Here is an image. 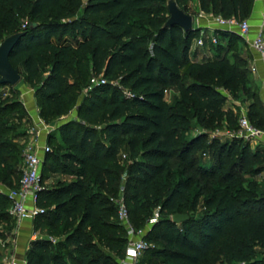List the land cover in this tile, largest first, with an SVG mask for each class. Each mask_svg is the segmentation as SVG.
I'll list each match as a JSON object with an SVG mask.
<instances>
[{"label": "trees", "instance_id": "obj_1", "mask_svg": "<svg viewBox=\"0 0 264 264\" xmlns=\"http://www.w3.org/2000/svg\"><path fill=\"white\" fill-rule=\"evenodd\" d=\"M186 1L175 0L188 14ZM253 3L197 0L201 13L236 22L248 19ZM167 19L166 0H0V43L24 33L10 63L39 85L36 96L46 105V117H63L76 100L77 87L67 76L72 52L90 61L93 78L120 73L132 92L126 98L116 88L98 85L78 109L80 123L59 127L63 153L45 154L41 181L50 174L73 179L38 194L45 213L33 222L35 231L63 241H32L26 264H119L125 258L126 240L111 223L110 203L119 192L122 152L131 161L124 190L129 217L149 218L156 208L171 215L146 236L153 243L144 251L146 264H264V148L208 138L238 131L240 111L227 107L230 100L250 101L247 118L264 133V105L248 61L235 53L238 39L224 31L215 35L227 37L226 45L214 47L209 59L193 61L191 47L201 30L162 28ZM50 64L41 79V69ZM167 91L176 93L172 104ZM4 111L0 108V115ZM186 112L203 130L188 140L192 121ZM4 133L0 128V185L16 190L23 147L9 144ZM204 155L212 158L209 165ZM176 162L182 166L180 178L161 184L164 178L171 182L167 174ZM10 204L0 193V222L6 225L14 222ZM174 214L188 220L174 224Z\"/></svg>", "mask_w": 264, "mask_h": 264}, {"label": "rangeland", "instance_id": "obj_2", "mask_svg": "<svg viewBox=\"0 0 264 264\" xmlns=\"http://www.w3.org/2000/svg\"><path fill=\"white\" fill-rule=\"evenodd\" d=\"M86 3V0H83V4ZM183 6V3L180 5ZM185 6L187 8V12L191 14H198V4L196 0H187L185 2ZM79 14V10L76 12V16ZM75 16V17H76ZM244 21V20H242ZM241 22V21H240ZM24 21H20L19 28L24 27ZM140 23V22H139ZM216 23V21H215ZM218 26V25H217ZM219 27V26H218ZM220 28V27H219ZM232 29V28H231ZM226 30L225 28H220L218 31H224L227 34L231 35V39L237 40V49L235 50V53L240 56L246 55V51L244 50V40L239 35L238 30L236 27H233L231 30ZM71 37V36H69ZM216 38V44L213 45L211 50L213 51L214 47L217 45H226L228 38L223 36H218V34L215 35ZM197 43L196 41L193 42L191 47V54L192 56L195 55V52L197 50ZM50 67L51 64L41 69V79L46 78L50 73ZM67 76H68V82L71 84H74L76 89V100L74 104L70 107V109L67 111V113L60 118H54V116L51 114L50 116L46 117L45 114L47 113L46 105L43 101V99L36 96L37 90L39 88L38 84L32 83L27 76L25 75L23 69L21 70L22 79L21 81L15 86H1L0 87V108L5 110L0 115V128H5L4 133V140L7 141L9 144L14 143L16 145H19L23 147V151L27 148H30L33 151H41L43 146H48L50 148V152H54L58 155H61L63 152L59 148L60 145V137L58 135L59 127L67 124V123H73V122H79L80 119L78 118L77 112L79 107L84 103V100L86 96L89 94L90 91L96 87L95 85L91 84V79L93 78L90 74V61L85 57L84 59H81L80 56H77L75 53L72 52L69 63L67 66ZM83 77H86V82H82L80 84ZM97 80H104L105 85L113 87L118 89L121 94L125 97L126 94L132 95V92L130 91V83H122V78L120 73H116L112 77H104L102 75L96 77ZM176 93L174 91H167L165 93V99L168 103L172 104L175 101ZM189 116L191 122L190 128L185 134V139L188 140L197 134H202L203 130L197 126L196 119L193 118L192 112H186ZM82 123V122H81ZM46 134L47 138L50 137L51 142H48V140L41 142L37 141L39 134ZM209 140L216 139L219 144H227L230 145V143L233 142L234 138L237 140H240L242 144H248L250 147V150H253L252 145H254V141H250L244 138H237L234 137L232 133L230 132H215L208 135ZM143 138L140 139L142 141ZM253 142V143H252ZM23 151L21 153V158L23 155ZM140 152H143L142 149H140ZM122 157V165L123 170L121 172V177L119 181V192L118 195L111 199L110 203L114 207V219L111 221V223L116 228V232H122L124 238L126 240L125 248H127L129 240L132 241H138L142 239L143 241H146V236L149 235L152 226L159 221L160 219L164 218H171V215H161L159 213V208H156L152 211V214L149 218L146 217H138L136 219L128 218L129 227L133 231V235L129 236L124 224L119 220L117 216V201L123 200L125 203V185H126V169L127 165L131 162L128 159V155L125 152L121 153ZM137 160H141L140 155L136 158ZM22 160V159H21ZM212 162V158L210 155H204L203 156V163L206 165H209V163ZM19 166L17 167V169ZM182 169V166L176 163H171L168 174L170 177V181L168 182L164 179L160 181L161 184L165 183H175L179 178L180 170ZM190 174L182 175L183 178L189 177ZM264 177V176H263ZM263 177L259 178L260 180L263 179ZM72 177H63L58 174H50L48 176L44 177L43 180V187L44 188H51L55 186L59 182H70L72 181ZM201 185H204V182H200ZM212 187V186H211ZM194 188V186H193ZM192 188V189H193ZM1 191H3L1 194L7 197V194L11 190L9 185H0ZM202 209V206L199 205L197 208V212H199ZM7 227L5 223L0 222V236L3 235V228ZM9 227V226H8ZM42 235L53 241V243H56L57 241H63L62 237H56L54 235H49L46 233H42ZM110 234H108L109 236ZM99 246L102 248L103 251L108 252V250L105 248V245L103 243H98ZM149 244V243H148ZM151 247H153V243L149 244ZM145 252H143L140 256V263L139 264H146V256ZM124 260V259H123ZM118 261V263L122 264V261ZM1 262V258H0ZM157 262L154 260V263Z\"/></svg>", "mask_w": 264, "mask_h": 264}, {"label": "built area", "instance_id": "obj_3", "mask_svg": "<svg viewBox=\"0 0 264 264\" xmlns=\"http://www.w3.org/2000/svg\"><path fill=\"white\" fill-rule=\"evenodd\" d=\"M216 24L227 30L236 27L239 35L246 42L248 50L252 54H256L264 58V14L262 16L261 24L256 35L249 41L247 37L250 34V25L247 20L236 22L234 19L223 20L219 17L215 18ZM213 44H216V38L211 39ZM204 41L200 38L197 41L198 47H202ZM253 71H255L253 69ZM91 84L98 86L104 85V80L91 79ZM166 93V92H165ZM126 98H131L132 95L126 94ZM234 137L244 138L250 141H258L262 132L256 129L248 120L247 116L241 115L238 121V131L232 133ZM50 152L48 146H44L41 153L27 148L23 151L22 163L20 167L21 177L19 187L16 190H11L8 193V199L11 204L8 209L9 216L17 223L22 221L35 219L45 213V209L38 206V194L45 188L41 181V170L45 154ZM117 216L124 224L129 236L133 235L132 229L128 223V210L123 200L117 201ZM151 246L147 241L142 239L138 241L129 240L128 246L125 251V258L123 264H138L141 254Z\"/></svg>", "mask_w": 264, "mask_h": 264}, {"label": "crops", "instance_id": "obj_4", "mask_svg": "<svg viewBox=\"0 0 264 264\" xmlns=\"http://www.w3.org/2000/svg\"><path fill=\"white\" fill-rule=\"evenodd\" d=\"M188 14L192 15L194 18V28L201 30L199 37L194 41L197 43L200 38H202L204 41L202 47H198L197 45L198 48L194 56L191 54V59L197 62L209 59L213 55L211 47L215 45L211 42V39L215 37V32L220 30L221 27L219 28L217 26L215 23V18L211 14L206 15L200 11L198 14H191L189 12ZM263 14L264 0H254L251 13L247 19L250 25V34L247 37L249 41L258 32ZM243 47L246 51V55L243 57L248 61V68L252 74L253 86L257 89L259 99L264 105V58L256 54H252L248 50L246 42L244 43ZM253 69L255 71H253ZM249 103L250 101L248 100H245L242 103L239 101L234 102L230 100L227 104V107L231 108L233 112H235L236 109H239L240 116H247V108ZM46 140V134H39L37 141L44 142ZM259 147L264 148V133L262 134L261 138L258 141H254V145H252L253 150ZM39 153H41V151H39ZM0 192L2 193L3 191L0 189ZM33 221L34 219H29L22 221L19 224L14 221L13 223L6 225L7 227H2L4 230L3 235L0 236V258L2 264H26V253L29 249L30 243L35 240L46 239L40 232L35 231Z\"/></svg>", "mask_w": 264, "mask_h": 264}, {"label": "water", "instance_id": "obj_5", "mask_svg": "<svg viewBox=\"0 0 264 264\" xmlns=\"http://www.w3.org/2000/svg\"><path fill=\"white\" fill-rule=\"evenodd\" d=\"M166 9L168 12V19L162 28H169L177 26L187 34L194 28V18L192 15L185 13V11L178 7L175 0H166ZM23 32H17L6 37L0 43V86L15 87L22 79L18 69H15L10 63V56L23 37ZM188 220L187 215L174 214L172 222L174 224H181Z\"/></svg>", "mask_w": 264, "mask_h": 264}]
</instances>
